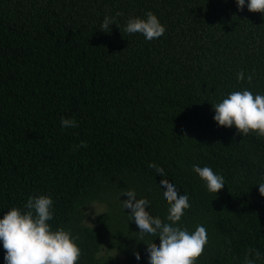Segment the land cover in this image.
<instances>
[{"label": "trees", "instance_id": "16d2710c", "mask_svg": "<svg viewBox=\"0 0 264 264\" xmlns=\"http://www.w3.org/2000/svg\"><path fill=\"white\" fill-rule=\"evenodd\" d=\"M247 3L0 0V219L47 195L52 230L78 237V264H149L144 242L159 237L139 240L123 193L135 190L167 222L165 179L189 197L179 226L207 230L198 264H244L249 249L264 264V138L220 127L212 105L233 91L264 95V15ZM149 11L163 36L123 31ZM105 16L116 22L109 32ZM194 165L223 176L224 188L210 193ZM95 203L105 209L90 225ZM106 240L120 256L100 255ZM5 255L0 241V264Z\"/></svg>", "mask_w": 264, "mask_h": 264}, {"label": "clouds", "instance_id": "9594fccd", "mask_svg": "<svg viewBox=\"0 0 264 264\" xmlns=\"http://www.w3.org/2000/svg\"><path fill=\"white\" fill-rule=\"evenodd\" d=\"M236 3L239 10L243 11L245 0H236ZM247 9L249 12L264 15V0H248ZM116 15L120 16L122 13L118 12ZM113 24L116 25L115 20L105 16L101 31L109 32ZM123 31L128 34L140 33L148 41H152L163 36L166 28L149 11L146 19L130 18ZM252 78V75L247 77L249 83ZM237 79H245L243 70L237 74ZM212 105L214 120L220 127H235L242 136L255 133L257 137L264 138V95H254L247 89L233 91L221 102ZM61 126L75 128L78 125L74 119H62ZM78 147H87V144L82 142ZM149 167L155 169L159 176L164 175V169L156 164H150ZM193 171L205 182L210 193L217 194L224 188L223 176L216 174L210 167L194 165ZM160 187L166 189L163 197L168 204L167 222L147 211L150 202L147 199H137L135 190H126L123 193L128 197L122 202L123 209L131 210L128 216L140 230L137 233L139 240L143 242L146 236L159 237V245L153 241L144 242L147 245L149 264H198L208 243L207 230L202 225H197L192 232L181 228L179 222L185 210L191 206L188 195H181L165 179L161 181ZM258 187L259 194L264 197V183H260ZM53 205V200L47 195L29 197L25 211L12 208L0 219V241L6 252L5 264H78L82 255L75 242L78 237H73L70 231L63 228L53 231L48 223L54 218ZM253 251L248 250L244 264H256V260L261 258L259 252H255V259L249 258ZM134 255L136 260L141 259L139 252Z\"/></svg>", "mask_w": 264, "mask_h": 264}, {"label": "rangeland", "instance_id": "374dc122", "mask_svg": "<svg viewBox=\"0 0 264 264\" xmlns=\"http://www.w3.org/2000/svg\"><path fill=\"white\" fill-rule=\"evenodd\" d=\"M105 207L103 204L95 203L92 207H90L89 210H87L88 218L87 222L89 224H93L98 217L99 214H101L104 211ZM100 255L102 256H109V255H119L120 253L116 251L115 249L109 248V240H106L104 245L102 246Z\"/></svg>", "mask_w": 264, "mask_h": 264}]
</instances>
